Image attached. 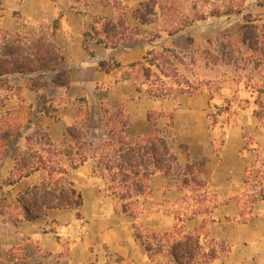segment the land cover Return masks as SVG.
<instances>
[{
  "label": "rangeland",
  "instance_id": "1",
  "mask_svg": "<svg viewBox=\"0 0 264 264\" xmlns=\"http://www.w3.org/2000/svg\"><path fill=\"white\" fill-rule=\"evenodd\" d=\"M103 1L108 0H1L0 45L4 31L11 42L17 34L45 36L70 72L69 88L44 92L30 90L25 80L11 81L23 86L28 104L36 106L42 96L52 99L56 116L41 114L27 131L14 115L10 123H22L24 135L46 132L57 144L78 124L100 151L110 134L104 107L127 115L125 134L135 141L150 133L153 112L157 134L181 164L205 159V185L184 187L176 176L157 172L148 178L144 195L122 200L110 189L107 171L91 158L65 175L83 195L81 216L71 209L50 210L28 221L18 196L44 175L4 186L14 167V148L1 161L0 253L18 248L31 264H179L165 252L151 258L137 237L138 231L145 237L168 232L174 238L196 235L207 249L216 244L219 258L210 264H264V62L240 38L246 15L264 26V0H158L156 20L149 24L134 15L143 0H119L127 24L139 30L137 39L117 48L92 43L87 50L84 33L95 18L118 14ZM168 49L178 56L160 68L151 66L150 78L140 65L129 66L145 62L150 51L169 54ZM111 59L122 66L107 73L101 62ZM174 69L177 76L166 74ZM0 96L2 119L19 99L11 90H0Z\"/></svg>",
  "mask_w": 264,
  "mask_h": 264
},
{
  "label": "trees",
  "instance_id": "2",
  "mask_svg": "<svg viewBox=\"0 0 264 264\" xmlns=\"http://www.w3.org/2000/svg\"><path fill=\"white\" fill-rule=\"evenodd\" d=\"M109 3L116 8L118 14L114 18H95L90 30L84 33V46L87 50L92 43L117 48L121 44L137 39L139 30L127 24L126 12L121 1H103L104 5ZM157 4L158 0H143L134 12L136 19L142 24L154 22ZM62 17L63 13L60 12L53 22L55 32L61 27ZM244 18L245 23L240 33L241 41L253 52L258 53L264 62V26L257 25L251 15ZM4 34H6L4 43L0 45V90L13 91L19 99V104L16 109L0 119V172L3 167L1 161L10 156L12 150L16 148L12 158L14 167L2 184L14 186L36 174L44 175L40 183L28 187L18 196L19 207L26 220L40 219L50 210L65 209L76 211L80 217L83 195L71 181L65 180V175L91 158H97L96 166L107 171L111 182L110 189L122 200L144 195L149 188L148 178L157 172L166 176H176L184 187H204L205 182L201 174L205 171V159L181 164L168 142L157 134L156 114L153 112L148 115L150 133L140 141H135L125 134L130 125L127 115L122 110L111 112L104 107L103 113L110 127V134L109 140L99 147L100 151L78 124L68 128L67 137L59 144L53 142L43 131L24 135L41 114L55 117L56 107L52 99L44 96L36 106L28 104L21 95L23 86L12 85L11 81L25 80L26 87L30 90L44 92L51 86L69 88L70 72L64 55L57 45L45 36L27 38L17 34L15 41L11 42L6 38L7 31H4ZM167 51L169 54L150 51L145 56V62H135L129 66L140 65L145 76L150 78L154 73L151 66L160 68L161 64L171 63L172 55L178 56L174 50ZM121 66L122 62L115 59L101 62V69L107 73ZM166 74L177 76L175 69ZM4 101L5 98L0 96V106H4ZM11 115L25 121V131L20 129L22 123L15 125L10 123ZM87 124L88 117L85 122V125ZM13 141H24L28 145L19 148V145H11ZM184 148L187 150L188 147L184 145ZM128 206L130 203L124 204L125 212H128ZM18 220L17 218L14 222ZM137 237L143 242L151 258L162 252L167 253L179 264H210L219 258L216 244L207 249L199 237L193 234L174 238L165 232L145 237L138 231ZM0 264L31 263L18 248L13 247L5 253H0Z\"/></svg>",
  "mask_w": 264,
  "mask_h": 264
}]
</instances>
